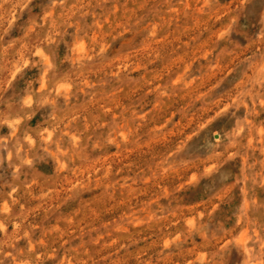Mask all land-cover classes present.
I'll use <instances>...</instances> for the list:
<instances>
[{
    "label": "rangeland",
    "instance_id": "1",
    "mask_svg": "<svg viewBox=\"0 0 264 264\" xmlns=\"http://www.w3.org/2000/svg\"><path fill=\"white\" fill-rule=\"evenodd\" d=\"M0 264H264V0H0Z\"/></svg>",
    "mask_w": 264,
    "mask_h": 264
}]
</instances>
